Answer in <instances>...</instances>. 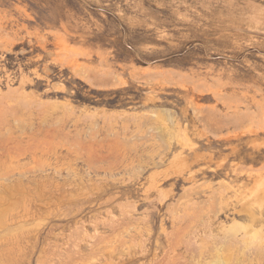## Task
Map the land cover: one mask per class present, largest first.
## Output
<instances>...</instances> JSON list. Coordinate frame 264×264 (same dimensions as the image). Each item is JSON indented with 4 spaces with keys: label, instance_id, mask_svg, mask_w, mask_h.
I'll return each instance as SVG.
<instances>
[{
    "label": "rangeland",
    "instance_id": "obj_1",
    "mask_svg": "<svg viewBox=\"0 0 264 264\" xmlns=\"http://www.w3.org/2000/svg\"><path fill=\"white\" fill-rule=\"evenodd\" d=\"M0 141V264H264V0H0Z\"/></svg>",
    "mask_w": 264,
    "mask_h": 264
},
{
    "label": "bare ground",
    "instance_id": "obj_2",
    "mask_svg": "<svg viewBox=\"0 0 264 264\" xmlns=\"http://www.w3.org/2000/svg\"><path fill=\"white\" fill-rule=\"evenodd\" d=\"M137 72V71H136ZM139 75V74H138ZM134 76H137V75H134ZM169 76V75H168ZM118 82V81H117ZM124 85H126L127 84V82L126 81H124V82H122ZM122 83H121V85H122ZM115 85V84H114ZM119 85V84H118ZM32 124V123H31ZM8 129V128H7ZM30 129V128H29ZM6 131V130H5ZM12 131V130H11ZM39 132V131H38ZM5 133V132H4ZM28 133V132H27ZM29 135V134H28ZM2 136H3V134H2ZM4 136H6V135H4ZM4 139V138H3ZM3 139H1V140H3ZM6 140H8V139H6ZM0 142H2V141H0ZM6 142V141H5ZM5 142L3 143V144H5ZM8 143L10 142V141H7ZM7 143V145H9ZM1 144V143H0ZM3 144H2V149L5 147H3ZM0 147V148H1ZM8 148H7V150H6V147H5V153H4V151H3V153L4 154H6V151H9V150H11V149H9L10 148V145L9 146H7ZM13 148H15V149H13ZM12 148V151L14 150V151H16L17 149H16V147H13ZM28 148H31V146L30 147H28ZM28 148H26V150L28 149ZM35 148V147H34ZM9 149V150H8ZM19 149V148H18ZM33 149V147L31 148V151H34V150H32ZM40 149V148H39ZM38 149V150H39ZM23 150L24 149H21V151L23 152ZM28 150H30V149H28ZM27 150V152H29ZM12 151L10 152V155H11V153H12ZM17 152H19V150L17 151ZM17 152H15V153H17ZM35 152V151H34ZM39 152V151H38ZM15 153H13V155H15ZM25 153V152H24ZM23 153V154H24ZM18 154V153H17ZM36 154V153H35ZM19 155V154H18ZM23 157V156H22ZM15 158H18V157H15ZM41 166V165H40ZM43 167V166H42ZM58 189H59V191H60V188L58 187ZM263 200H264V195H258V197H257V199L255 200V203H257L258 205H259V208L261 209L262 208V203H263ZM251 214L253 215V218H254V221H261V216H262V211H260L259 212V215H257V214H255V212H251ZM14 217H15V215H14ZM19 219V218H18ZM135 227H134V225H132V224H128V228H127V230L129 231V232H131L133 229H134ZM246 228V227H245ZM261 229V228H260ZM261 234V231L260 230H258V231H255V233H254V235H260ZM244 237V236H243ZM241 238H239V237H237V236H232L231 237V239H229V241H228V243H227V246L229 247V248H233V247H236V245H239L240 243H241ZM141 251V250H140ZM143 251H145V249H143V247H142V252ZM131 253H132V250H131ZM151 254H153V256L154 257H156L157 256V247L153 250V249H151ZM258 255H261V256H264V245H260L259 246V252L257 253ZM132 260H134V261H136L137 260V257H135V256H133L131 259H130V262H132ZM221 263L222 264H229V263H227V261L226 260H221ZM156 264H169V263H161V262H158V263H156Z\"/></svg>",
    "mask_w": 264,
    "mask_h": 264
}]
</instances>
